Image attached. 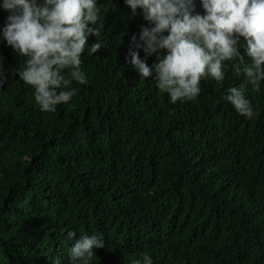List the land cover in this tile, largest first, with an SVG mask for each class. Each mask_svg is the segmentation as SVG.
Segmentation results:
<instances>
[{"label":"trees","instance_id":"1","mask_svg":"<svg viewBox=\"0 0 264 264\" xmlns=\"http://www.w3.org/2000/svg\"><path fill=\"white\" fill-rule=\"evenodd\" d=\"M98 2L86 43L104 46H86V83L54 112L20 79L26 57L0 40V264H70L69 230L103 234L93 264H264V81L246 89L251 119L223 99L244 80L231 61L223 81L172 104L129 63L147 21L124 0Z\"/></svg>","mask_w":264,"mask_h":264},{"label":"clouds","instance_id":"2","mask_svg":"<svg viewBox=\"0 0 264 264\" xmlns=\"http://www.w3.org/2000/svg\"><path fill=\"white\" fill-rule=\"evenodd\" d=\"M124 4L131 16L147 21L138 38L136 33L130 37L129 63L141 78L151 75L170 103L196 98L202 79L223 81L226 62L231 61L244 80L230 87L223 99L240 116L258 115L246 89L251 85L259 92L264 81V0H199L203 14L194 11V0H124ZM0 9L8 12L0 40L26 57L20 79L34 87L40 111H56L73 96L75 89L69 87L73 81L86 83L81 70L86 46L91 54L104 46L102 41L86 43L90 34L97 33L98 0H0ZM133 49H142L146 56L156 53L155 62L148 65ZM75 236V231L67 232L72 241L70 264H93V249L104 246L103 234H83L73 241ZM133 264H152V258L141 254Z\"/></svg>","mask_w":264,"mask_h":264},{"label":"rangeland","instance_id":"3","mask_svg":"<svg viewBox=\"0 0 264 264\" xmlns=\"http://www.w3.org/2000/svg\"><path fill=\"white\" fill-rule=\"evenodd\" d=\"M247 260V259H246ZM246 260H245V262H246Z\"/></svg>","mask_w":264,"mask_h":264}]
</instances>
